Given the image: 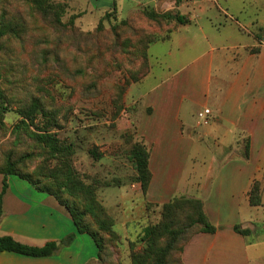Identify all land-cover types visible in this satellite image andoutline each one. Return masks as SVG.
<instances>
[{
  "label": "crops",
  "instance_id": "1",
  "mask_svg": "<svg viewBox=\"0 0 264 264\" xmlns=\"http://www.w3.org/2000/svg\"><path fill=\"white\" fill-rule=\"evenodd\" d=\"M218 2L175 5L191 23L150 47V73L128 89L126 105L136 106L130 112L135 140L148 146L153 173L147 194L139 186L137 196L142 209L146 202L160 206L177 196L204 202L217 231L196 234L185 247L184 264H264V233L257 227L264 221V18H259L264 0L254 1L256 12L249 17L252 43L239 36L231 43L232 35L220 40L217 33L226 25L212 19L200 23ZM225 14L239 24L229 11ZM192 23L198 25L192 28ZM230 48L238 49L236 57ZM135 85L141 93L132 91ZM205 108L211 109L212 121L200 126L198 113ZM4 179L0 175V237L32 246L71 234L76 238L50 257L0 252V264H87L97 257L93 238L79 233L53 196L17 175L7 176L6 185ZM254 181L262 185L260 206L250 204ZM236 225L250 234L236 232Z\"/></svg>",
  "mask_w": 264,
  "mask_h": 264
},
{
  "label": "trees",
  "instance_id": "2",
  "mask_svg": "<svg viewBox=\"0 0 264 264\" xmlns=\"http://www.w3.org/2000/svg\"><path fill=\"white\" fill-rule=\"evenodd\" d=\"M159 1H174L176 6L187 2V0ZM67 7V4L53 0H25L24 7L0 8V129H9L6 123L7 115L16 112L21 119L14 125L13 132L18 137L26 134L35 142L32 150L11 149L5 153L0 158V175L5 177V185L7 176L17 175L36 189L49 193L65 207L79 233L89 234L98 247L97 257L89 260L87 264H117L114 258H120L123 237L116 230L117 219L104 205L99 191L114 184L121 186V180L112 183L94 178L88 182L90 178L81 174L75 167L78 146L62 140L59 136V131L66 127L73 110L63 114L62 119L61 112L49 107L36 93L29 94L24 102H19L14 95V88L8 81L12 73V70L7 68L11 47L17 42H24L31 34L32 22L27 17L35 22L40 16L42 20L51 22L53 27L67 28L71 25L73 29L78 30L75 26L77 15H73L68 22L63 20ZM114 14L107 13L96 32L101 33L105 29L104 21L110 20ZM190 23L188 16L177 8L160 12L155 7L147 6L112 25L114 48L116 50L121 48L122 62L119 61L117 54L112 53L111 60L107 58L105 64L100 66L103 68L100 75L106 77L108 73L120 69L124 60L136 61L138 64L136 68L128 70L129 75L123 84L110 83L114 120L124 113L136 110V106L126 105L125 96L132 84L140 82L150 73V47L169 39L178 26ZM51 58L50 51L42 52L45 64H48ZM115 58L118 59L117 62ZM79 72L83 74L82 70ZM125 143L126 154L135 170L132 181L140 183L143 194L146 195L153 179L150 150L144 142L135 140L134 132L125 135ZM88 151L95 160H101L104 156L95 146ZM34 162H37L35 167L31 165ZM249 198L251 206L262 205V185L259 181L253 182ZM145 209L149 219L158 215V220L151 221L138 240H128L132 264H184L183 254L191 239L201 232L217 231L209 221L204 202L199 198L177 196L160 206L146 202ZM235 231L244 236L251 232L249 228H242L240 225L235 226ZM75 238L76 235L71 234L59 241L48 242L44 246H32L12 236H1L0 252L50 257L58 255L64 247L70 246Z\"/></svg>",
  "mask_w": 264,
  "mask_h": 264
},
{
  "label": "rangeland",
  "instance_id": "3",
  "mask_svg": "<svg viewBox=\"0 0 264 264\" xmlns=\"http://www.w3.org/2000/svg\"><path fill=\"white\" fill-rule=\"evenodd\" d=\"M67 4V13L63 20L68 22L73 15H77L75 26L67 28L53 27L51 22L30 19L32 27L30 35L24 42L12 45L7 68L12 70L8 77L14 95L19 102H24L31 93L38 94L48 106L63 114L73 110L71 118L64 129L59 131L62 140L75 143L77 153L75 167L83 175L88 176L90 182L94 178L115 183L121 180V186L102 188L99 196L109 211L116 215L118 225L116 230L122 233L123 242L120 245V258H114L117 264H132L129 258L128 240L136 241L142 235L144 228L158 220V215L147 217L145 208L140 207L141 201L137 196V189L132 179L135 170L126 154L127 145L125 135L133 133L130 112L124 113L114 120V110L111 102L110 83L123 84L129 75V69L138 66L136 61L124 60L118 70L102 77L101 71L106 59L117 54L122 62V50L114 48V36L111 32L113 24L119 23L125 17L134 15L139 10L155 7L163 12L174 9L175 2H161L159 0H53ZM188 1V0H187ZM255 0H219L214 7V13L202 17L200 23H210V19L217 25L222 23L227 27L221 28L220 40L227 36H239L242 41L253 42L248 30L250 18L256 12ZM165 4V5H164ZM25 0H0V8L9 6L10 9L24 7ZM116 8V10H115ZM259 18H264V8ZM229 14L239 21V24L225 14ZM242 11V13H239ZM112 13L114 17L104 21L105 29L96 32L102 18ZM38 22V23H37ZM34 23V24H33ZM198 24L192 23L195 28ZM243 27L246 29H243ZM195 30V29H192ZM92 33V34H90ZM109 43V45H107ZM229 45V42H226ZM48 50L52 58L48 64L42 59V52ZM244 52V49H239ZM238 49L230 48L229 54L236 57ZM235 55V56H234ZM116 62L118 61L115 58ZM191 59L188 60V63ZM82 70L83 74L79 71ZM97 84V85H96ZM135 85L133 92L141 93ZM131 97V96H130ZM128 97V101L131 98ZM126 98V96H125ZM126 103V102H125ZM21 117L16 112L7 115L8 130L0 129V158L9 150H32L35 142L26 134L17 136L13 132L14 125ZM135 121V119H134ZM99 148L104 154L101 160H95L88 152L89 148ZM41 160V157L39 158ZM33 167L37 162L31 164ZM118 204V206H117ZM121 205V206H120ZM120 207V208H119ZM127 217L124 216V212ZM116 213V214H115ZM246 216V215H245ZM259 234L264 233V221L257 223ZM252 237L249 238V241Z\"/></svg>",
  "mask_w": 264,
  "mask_h": 264
},
{
  "label": "built area",
  "instance_id": "4",
  "mask_svg": "<svg viewBox=\"0 0 264 264\" xmlns=\"http://www.w3.org/2000/svg\"><path fill=\"white\" fill-rule=\"evenodd\" d=\"M190 2H206L207 0H188ZM212 121V111L210 108H205L202 111H200L198 113V117H197V123L198 125L202 126V125H209ZM141 186L140 183H135L133 184V188L137 189V187Z\"/></svg>",
  "mask_w": 264,
  "mask_h": 264
}]
</instances>
